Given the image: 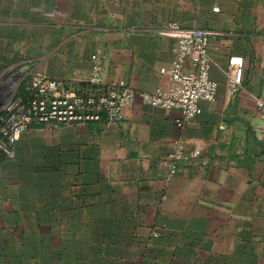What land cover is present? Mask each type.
<instances>
[{"label":"crops","instance_id":"1","mask_svg":"<svg viewBox=\"0 0 264 264\" xmlns=\"http://www.w3.org/2000/svg\"><path fill=\"white\" fill-rule=\"evenodd\" d=\"M167 23L218 34L216 100L181 129L141 101L109 126L30 127L0 161V264H264V0H0V72L30 62L70 85L100 53L105 82L153 93L171 84ZM179 144L197 155L169 178Z\"/></svg>","mask_w":264,"mask_h":264},{"label":"built area","instance_id":"2","mask_svg":"<svg viewBox=\"0 0 264 264\" xmlns=\"http://www.w3.org/2000/svg\"><path fill=\"white\" fill-rule=\"evenodd\" d=\"M158 34L174 42V60L170 86L153 93L136 91L125 80L105 82L100 53L91 57L90 71L79 82L70 85L46 76L30 62L9 69L15 93L0 103V153L11 158L23 133L35 125L58 129L121 123L126 110L137 101L166 114L179 112L180 117L175 123L180 129L200 117L203 104L214 102L218 95L219 86L211 78L209 54L211 43L218 34L177 23L164 24ZM244 70L242 57H230L226 71L230 99L238 97L243 88ZM256 109L261 117L257 138L264 153V84L256 99ZM196 155H185L184 146L179 144L168 158V177L174 178L180 162Z\"/></svg>","mask_w":264,"mask_h":264},{"label":"rangeland","instance_id":"3","mask_svg":"<svg viewBox=\"0 0 264 264\" xmlns=\"http://www.w3.org/2000/svg\"><path fill=\"white\" fill-rule=\"evenodd\" d=\"M9 69H11V68L8 67V68H6L0 72V103L4 102L5 100H9L15 93V91L12 88L13 83L10 81V77H11L12 73L10 72ZM7 159H10V158H7ZM3 160H4V158H3ZM2 161H1V163H2ZM156 235L159 236L156 233L155 237H157Z\"/></svg>","mask_w":264,"mask_h":264},{"label":"trees","instance_id":"4","mask_svg":"<svg viewBox=\"0 0 264 264\" xmlns=\"http://www.w3.org/2000/svg\"><path fill=\"white\" fill-rule=\"evenodd\" d=\"M21 94L23 95V89L21 90ZM3 158H5V156L2 153H0V161L3 160Z\"/></svg>","mask_w":264,"mask_h":264}]
</instances>
